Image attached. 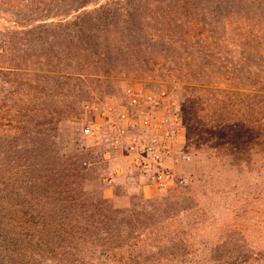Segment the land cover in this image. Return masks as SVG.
I'll list each match as a JSON object with an SVG mask.
<instances>
[{"label": "rangeland", "instance_id": "rangeland-1", "mask_svg": "<svg viewBox=\"0 0 264 264\" xmlns=\"http://www.w3.org/2000/svg\"><path fill=\"white\" fill-rule=\"evenodd\" d=\"M259 133L264 0H0V264H264Z\"/></svg>", "mask_w": 264, "mask_h": 264}, {"label": "built area", "instance_id": "built-area-1", "mask_svg": "<svg viewBox=\"0 0 264 264\" xmlns=\"http://www.w3.org/2000/svg\"><path fill=\"white\" fill-rule=\"evenodd\" d=\"M136 100L135 96L131 97L132 102ZM144 100L152 104L157 103L156 99L150 94L144 96ZM144 119L145 124H150L149 117L145 116ZM159 125V123H152V129L157 131ZM166 138V134L155 132L151 133L146 141L132 137L129 143L133 166L139 170L145 181L156 187H163L176 182L184 183L186 181L185 177L176 176L171 169L164 166L161 162V151H165V146L161 141Z\"/></svg>", "mask_w": 264, "mask_h": 264}, {"label": "trees", "instance_id": "trees-1", "mask_svg": "<svg viewBox=\"0 0 264 264\" xmlns=\"http://www.w3.org/2000/svg\"><path fill=\"white\" fill-rule=\"evenodd\" d=\"M75 19V18H74ZM72 21V20H71ZM258 139H261L260 140V143H258V151L259 152H264V150H262L260 147H261V145H259V144H261L262 142H264V133H259L258 134ZM260 146V147H259ZM264 154H262L261 156H263Z\"/></svg>", "mask_w": 264, "mask_h": 264}]
</instances>
